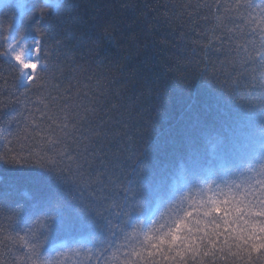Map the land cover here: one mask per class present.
Returning <instances> with one entry per match:
<instances>
[{
	"label": "snow or ice",
	"instance_id": "obj_1",
	"mask_svg": "<svg viewBox=\"0 0 264 264\" xmlns=\"http://www.w3.org/2000/svg\"><path fill=\"white\" fill-rule=\"evenodd\" d=\"M66 7L67 0H0V63L22 95L50 80L58 88L62 61L92 43ZM188 8L190 18L208 9L204 59L195 75L149 89L156 115L132 147L124 129L135 109L119 103L112 114L85 107L71 133L67 101L63 121L46 128L20 114L15 135L30 146L0 153V243H19L14 264L264 261V0ZM88 54L99 55L94 45ZM143 54L151 58L148 44ZM139 78L135 69L127 77L133 85ZM173 92L181 105L175 120L164 111Z\"/></svg>",
	"mask_w": 264,
	"mask_h": 264
},
{
	"label": "trees",
	"instance_id": "obj_2",
	"mask_svg": "<svg viewBox=\"0 0 264 264\" xmlns=\"http://www.w3.org/2000/svg\"><path fill=\"white\" fill-rule=\"evenodd\" d=\"M202 2L214 3V0H67L64 15H71L79 32L91 37L92 43L78 45L76 53L62 61V67L55 74L58 88L50 80L48 87L22 95L23 89L16 87L15 75L0 63V153L19 150L22 145L30 146V141L18 140L15 135L17 128L23 127L21 113L29 117V123L46 128L63 121L65 101L69 105L70 133L80 124L85 107L96 105L101 114H112V107L117 103L134 108L124 129L129 134L125 142L132 147V138L142 131L140 125L151 112L149 89L161 83L171 88L182 76L195 75L199 70L197 61L204 59L203 49L211 38L203 19L208 9H199V18H195L194 13L190 18L188 5ZM219 2L227 5L230 0ZM145 44L149 45L150 59L143 54ZM93 45L99 55L88 54V48ZM212 59L219 67L215 56ZM199 67L203 68V64ZM133 69L140 73V82L135 85L127 79ZM52 96L57 97L55 102ZM175 97L173 92L172 105L164 109L173 120L181 111ZM151 115L156 113L151 112ZM49 116L55 119L49 120ZM66 151L75 155L77 144L69 139ZM118 188L116 185L111 189L113 199ZM10 234L16 235L11 231ZM4 239V234L0 233V241ZM21 254L19 243L7 247L0 243V261L4 264H14Z\"/></svg>",
	"mask_w": 264,
	"mask_h": 264
}]
</instances>
